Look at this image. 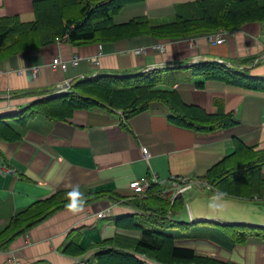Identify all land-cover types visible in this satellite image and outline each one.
I'll use <instances>...</instances> for the list:
<instances>
[{
	"label": "crops",
	"instance_id": "0c3cea01",
	"mask_svg": "<svg viewBox=\"0 0 264 264\" xmlns=\"http://www.w3.org/2000/svg\"><path fill=\"white\" fill-rule=\"evenodd\" d=\"M195 1L139 0L127 4L115 21L138 17L170 21L179 4ZM4 16L34 20L33 0H0V17ZM230 32L220 45L211 44L207 34L165 41L139 35L82 47L60 40L0 61V117L64 92L69 82L87 76L160 68L187 105L209 114L233 112L238 120L233 127L201 133L171 123L158 104L129 118L121 111L100 109L76 110L66 120L32 118L19 129L20 139H0V232L37 202L57 197L65 205L0 245V264H98L97 254L107 249L133 252L143 232L120 224L122 218L136 214L125 200L134 196L132 182L158 178L165 192L175 191L169 186L172 177L206 182L204 177L235 153L238 142L264 151V90L216 79L198 87L189 67L199 62L238 64L243 71L264 76V22H250ZM75 57L80 58L76 64ZM55 58L66 65L55 66ZM194 187L205 192L211 185ZM88 193L103 195L80 201ZM253 200H264V190ZM101 212L106 215L99 216ZM180 215L191 222L187 200ZM183 235L176 242L179 247L235 264H264V242L231 244L218 225L194 224ZM69 245L75 252L67 251ZM147 259V264H158Z\"/></svg>",
	"mask_w": 264,
	"mask_h": 264
},
{
	"label": "trees",
	"instance_id": "16d2710c",
	"mask_svg": "<svg viewBox=\"0 0 264 264\" xmlns=\"http://www.w3.org/2000/svg\"><path fill=\"white\" fill-rule=\"evenodd\" d=\"M136 1L139 0H33L34 20L24 22L19 16L0 17V61L27 50H40L60 40L79 47L139 35L165 41L218 30L236 31L250 22H264V4L259 0H197L179 4L170 21L156 23L148 17H138L117 23L115 16L127 4ZM189 67L197 77L198 87H203L206 80L216 79L264 90V76L243 71L238 64L199 62ZM168 83L160 68L136 74L87 76L76 80L64 92L34 100L19 112L0 117V139H20L19 129L28 126L38 115L66 120L80 109L121 111L124 118H129L158 104L164 108L171 123L201 133L215 132L238 123L233 112L209 114L199 106L187 105L178 90ZM263 167L264 151L238 142L235 153L212 168L204 180L214 191L253 199L261 196L264 190ZM102 195L88 193L80 196V201L91 202ZM125 200L136 214L122 218L120 224L139 229L143 236L133 252L112 249L99 252L98 264H106L107 260L112 264H147V257L158 264H229L176 245L177 240L184 237L183 230L194 225L180 215L186 209L185 194H176L173 189L165 192L160 183H153L146 196ZM61 202L54 197L21 210L0 232V245L9 244L32 224L60 209L65 205ZM219 228L231 244H246L251 239L264 242L262 229ZM71 246L66 248L67 251L75 252ZM80 253L79 250L77 254Z\"/></svg>",
	"mask_w": 264,
	"mask_h": 264
},
{
	"label": "water",
	"instance_id": "95a60500",
	"mask_svg": "<svg viewBox=\"0 0 264 264\" xmlns=\"http://www.w3.org/2000/svg\"><path fill=\"white\" fill-rule=\"evenodd\" d=\"M73 82H69L67 86ZM180 193L187 197V209L192 224L211 223L264 230V200L215 195L212 187L201 192L192 186Z\"/></svg>",
	"mask_w": 264,
	"mask_h": 264
},
{
	"label": "built area",
	"instance_id": "2783aa9c",
	"mask_svg": "<svg viewBox=\"0 0 264 264\" xmlns=\"http://www.w3.org/2000/svg\"><path fill=\"white\" fill-rule=\"evenodd\" d=\"M231 34L232 32L227 31V30H218L216 32L207 34V37L211 44L220 45V44L225 43L227 38ZM160 49L164 50L165 45L161 44ZM79 59H80L79 57H75L72 60V62L76 64L79 61ZM94 60L97 62V59H94ZM53 63L55 66H58L60 63H63L64 66L66 65V63L62 62L60 58H55ZM38 71H39L38 68L34 70L35 73H37ZM143 151L146 155L149 154L147 147H144ZM153 183H163V182H160L158 178L136 180L132 182L131 189L134 190V196H141V197L146 196L147 191L149 190V188L152 186ZM194 184H198V185L204 184L206 186L209 185L207 182H204L202 180L193 179L190 177H175L174 176L169 180V186H172V188L175 189L176 193H180L183 189L187 187H192L194 186ZM104 215H106V212H101L99 214V216H104ZM77 264H81V262H78Z\"/></svg>",
	"mask_w": 264,
	"mask_h": 264
},
{
	"label": "rangeland",
	"instance_id": "374dc122",
	"mask_svg": "<svg viewBox=\"0 0 264 264\" xmlns=\"http://www.w3.org/2000/svg\"><path fill=\"white\" fill-rule=\"evenodd\" d=\"M168 71H170V70H168ZM200 224H204V225H214V224H211V223H200ZM198 254H200V253H198ZM200 255L201 256H208V257L215 258V259H218V260H221V261H224V262H228L229 264H235V263H232L230 261H225V260L219 259L216 256H210V255H205V254H200ZM195 264H197V263H195Z\"/></svg>",
	"mask_w": 264,
	"mask_h": 264
}]
</instances>
